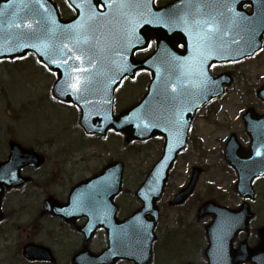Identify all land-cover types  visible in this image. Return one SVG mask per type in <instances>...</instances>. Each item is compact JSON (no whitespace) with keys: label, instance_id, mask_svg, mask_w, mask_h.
Listing matches in <instances>:
<instances>
[{"label":"rangeland","instance_id":"obj_1","mask_svg":"<svg viewBox=\"0 0 264 264\" xmlns=\"http://www.w3.org/2000/svg\"><path fill=\"white\" fill-rule=\"evenodd\" d=\"M54 2L65 11L63 0ZM224 71L233 75L234 82L224 98L216 102L215 119L219 125L229 122L228 128L237 131L240 129L241 110L246 106L257 111L263 110V105L254 95L264 82V51L237 66H219L212 73ZM141 83L142 81L135 85L128 84L124 90L123 87L118 89L115 98L116 112L139 101L144 89ZM51 84V77L31 57L15 65L0 64V161L7 156L8 140L36 150L47 160L39 170L23 172L29 175L31 184L9 192L4 197L2 205L6 218L0 226V264H30L21 256V248L28 242L50 246L54 251H59L58 264H68L71 257L69 252L79 247L77 242L80 237L74 230H59L56 221L42 215L41 206L46 195L62 200L71 185L93 176L106 164L119 161L124 165L123 189L115 203L119 211L122 210L123 217H126L139 208L134 193L161 154V144L156 140L125 146L123 137L116 134H109L105 139L82 134L77 125L78 116L56 104L51 98L48 100ZM224 131L225 129L212 125L203 126L201 120L197 123V130L192 133L196 143H191L179 157L160 201L161 219L156 233L160 241L156 246L158 248L153 250L151 264H184L185 259L191 264H202L200 234L192 235L189 232L192 236L196 235L192 238L177 231V239L165 245L160 243L165 238L161 234L167 233V228L172 227L178 213L179 216L187 214L181 219V225L192 224L190 231L200 230L202 221L196 222L194 217L198 206L205 201V189L209 188H206V183L210 181L218 187H227L229 178L223 176V166H220ZM198 138L202 142L197 141ZM195 144L201 145L204 155ZM192 167H200L204 172L199 177L189 202L179 212H173L166 204L185 186ZM211 189L210 198L216 201L222 191L213 187ZM58 233L62 235H57ZM67 236H71L70 240L65 239ZM54 239L58 240V244H54ZM62 241H70L73 245H66L65 249ZM105 244L104 234L98 232L89 248L98 253ZM189 255L192 258L188 259Z\"/></svg>","mask_w":264,"mask_h":264},{"label":"snow or ice","instance_id":"obj_2","mask_svg":"<svg viewBox=\"0 0 264 264\" xmlns=\"http://www.w3.org/2000/svg\"><path fill=\"white\" fill-rule=\"evenodd\" d=\"M154 2L155 0H79L77 3L76 0H69L70 7H73L79 18L70 24L60 25L56 23L52 11L45 6L44 0H27V2L19 0L18 4L17 0H7L3 9H0V16L11 13L12 16L20 19V23L7 25L8 28L18 31L14 34L8 33V38L14 40L10 46L7 38L4 44L0 45V62L23 60L30 55L28 49L34 50L36 62L57 76L55 91L58 95H54L52 99L57 100L58 96L68 97L71 94L75 97V103L72 100H68V103L79 107L81 104L89 103L84 93L91 91L90 86L96 81L91 75V69L72 66V61L84 63V56L73 55L74 51L86 50L87 63L94 68V61L98 58L109 64L113 63L108 58V54L113 50L112 45H116L119 48L116 54L120 58V63L116 66L114 76H118L122 81L127 79L122 73H127L135 80L138 75V72L133 70L135 64L129 62L126 57L135 56L136 52L153 48L161 39L159 36L153 38L144 26L147 25L153 29L163 27L169 32L179 30L190 38L180 47L187 45L186 50L188 48L191 50L186 57L173 54L168 63L166 75L161 76L158 70L156 79L159 83L153 86L157 96L169 106L174 107L185 97H195L197 91L202 95L203 91L207 90L206 86L209 82L215 83L209 75V69L216 67L215 64L209 63L213 58L236 63L239 61L235 57L246 59L248 50H251L253 54L264 51L256 40L257 34L261 28H264V23L261 22L264 20V0L260 5L262 15L252 20L235 11L233 5L238 0H178V3L158 13L153 12L149 7ZM25 9L28 13L39 16V19L30 22L24 17H19L18 13ZM245 21L247 24L244 23ZM241 33L246 36L243 44L230 35L240 36ZM57 36L72 41L73 47L69 48L63 41L48 42ZM28 40H36L38 43L29 44ZM49 65H55L56 70L54 71ZM154 65L155 62H153ZM60 69L66 71L61 72ZM139 71H146V69ZM65 74L67 78L61 79ZM111 83H116V79H112ZM103 91H108L107 84L104 85ZM105 103L110 105L111 101L108 100ZM171 115L174 125L183 127L187 123L182 119V112L173 111ZM104 118L110 119V116L105 114ZM124 119L126 122L140 121L137 127L141 134L149 128L159 127L153 122L158 117L151 108H146L143 112L133 110V114L125 116ZM172 151V145H168V152ZM256 155L261 156L264 153L257 149ZM24 156L25 154L21 152L17 159ZM168 158L166 155L165 160ZM8 175L12 180L16 179L14 172ZM147 184L151 185L148 191L138 193L145 201L148 200L150 193L157 191L151 181ZM109 188L110 185L106 184L97 189L88 197V202L95 204V197ZM78 203L82 204L83 198ZM135 221L133 230L138 236L135 247L129 248L126 242L128 233L121 230L113 241L112 255H124L134 260L146 258L145 242L151 239L148 226L143 225L138 216ZM227 222L230 225L235 221L234 218L229 217ZM225 235L226 232L222 230L217 238V255L220 261L225 258L223 243ZM36 251L40 250L36 249ZM147 258L150 259V256Z\"/></svg>","mask_w":264,"mask_h":264},{"label":"water","instance_id":"obj_3","mask_svg":"<svg viewBox=\"0 0 264 264\" xmlns=\"http://www.w3.org/2000/svg\"><path fill=\"white\" fill-rule=\"evenodd\" d=\"M69 3V0H67ZM27 2V0H26ZM79 3V0H76ZM262 0H238L237 3L233 5L236 12L241 13L243 16L249 18V20L255 19L261 16L260 12V5ZM7 3V0H0V9H3V6ZM19 0H17V4ZM45 6L52 11V14L56 20L57 24L66 25L74 22L78 19V15L74 19L69 22L61 21L58 11L54 4L50 0H44ZM178 3V1L174 2ZM172 3V4H174ZM170 4V5H172ZM244 4H249L251 7V12L246 13L242 10V6ZM153 12H161L163 10H158L153 7V3L149 5ZM19 17H24L28 21H34L39 19V16L33 15L28 13V10L25 9L24 11H20L18 13ZM264 23V20L261 21ZM12 23H20V19L18 17H14L9 13L7 16H0V45L4 44L5 39H8V45L10 46L14 40L8 38V33H15L18 31L14 28H8V24ZM247 24V21L244 22ZM35 27V24L33 25ZM145 29H147L150 33H154L155 36H159L161 39L157 41L155 52L148 58L135 61L133 56L129 55L126 59L129 62H133L135 64L134 71H138L140 69H146L151 73V83L148 87V91L145 96L142 98L140 103L126 109L125 111L121 112L119 115L114 116L112 113L113 107V91L117 84L120 82V78L118 76H114V72L116 66L120 63V58L116 54L119 51V48L116 45H112V52L108 54L110 60L113 63L109 64L106 61H102L101 69L105 70L103 74L96 75V81L93 85H91V91L84 93L85 99L89 101L87 104H81L79 108L81 109V116H80V126L82 130L86 134H95L99 135L100 137H104L107 130L109 128H113L115 131L127 134L125 138V143H129L133 140L137 141H144L148 140L152 137L160 135L164 138L165 144L163 147V156L160 161L152 168L149 175L147 176L146 181L142 184V186L137 190L136 197L142 202L143 206L137 210L132 216L127 218L124 221H117L115 219V213L117 208L112 203L113 198L119 193L120 185H121V177H122V164L120 163H112L107 165L102 169L99 175L91 177L77 185H75L68 196V202L66 205H60L52 198L47 199L44 202V209L51 213L54 216L62 217L65 221H73L78 217H87V224L82 228V232L85 233L86 242L90 239L94 233V231L98 228H103L107 234V248L103 251L100 255H93L90 254L87 250V246L84 245L83 250L75 256L73 259V263L75 264H114L119 259H126L135 262L136 264H148L150 259L147 257L150 256V248L151 243L154 240L153 236V228L158 220L157 209L155 208V201H157L160 197L162 188L164 183L167 179V173L172 163L175 160V157L178 151L183 147L186 141V132L188 129V125L190 124L191 120L195 115V110L199 108L204 103L210 101L213 98H216L223 94V86H229L231 79L228 74H222L217 78H212V81L215 83L209 82L206 86L207 90L203 91L202 95L199 91H197V95L195 97L188 96L184 98V101L188 103V107L184 111H180L183 113L182 118L184 121H187L185 126L179 127L174 125L172 122V111H176L178 109L177 103L174 107L169 106L166 104L163 99L157 96L156 91L154 90V85L158 84L159 81L156 79L158 70L161 76L166 75L168 63L171 61L173 54L175 56L186 57L189 52L190 48L186 50V47H183V51H177V46L181 44H186V41L190 38L187 37L183 32L179 30H175L169 32L167 29L163 27L158 28H151L150 26L145 25ZM264 34V28H261L260 32L256 36L257 43L260 45L261 37ZM233 38L240 40V43H244V39L246 38L244 33H241L240 36H235ZM63 41V43L68 44L69 48L73 47V42L63 37L57 36L53 40L48 41L49 43H59ZM27 43H38L36 40H28ZM29 53H34V50L28 49ZM86 50H76L74 51L73 55H80L84 56V63L81 64L80 61H73L76 65L81 64L84 68H91L92 65L87 63V56L85 55ZM90 55V54H89ZM251 50H248V57L253 56ZM59 58V57H57ZM235 59L237 61L244 59L239 56H236ZM99 59L94 61L97 62ZM147 61V62H145ZM153 62L155 65L153 66ZM225 60L213 58L209 61L210 64L214 63H225ZM54 67V65H52ZM56 70L55 68H53ZM122 75L126 77L128 76L127 73H122ZM93 76V75H92ZM112 79H116V83H111ZM107 84L108 91L104 92L103 88L104 85ZM187 87V85H185ZM57 85L55 84V88ZM55 95H58L55 91ZM170 90V89H169ZM258 96L264 100V86L258 91ZM59 99L63 101L71 100L70 96L63 97L58 96ZM75 101V98H73ZM111 101V104L108 105L105 101ZM151 108L158 119H155L153 122L158 124L159 127L149 128L146 132L140 133L137 125L140 124V121H133V122H126L124 117L131 116L133 114V110L143 112L144 109ZM105 114L110 116V119H105ZM248 114V113H247ZM86 116V119L84 117ZM249 116H254L252 113ZM248 117V115H247ZM147 122V120L145 121ZM168 145H172L173 151L171 153L168 152ZM10 154L8 159L4 163H0V197L2 195V187L5 186L6 188L10 187H18L23 183V179H18L19 177V170L22 167H31L36 169L40 167L43 162L44 158L38 154H36L32 150L24 149L17 143L11 141L9 143ZM253 150H250L245 155H241L240 152H237L235 157H237L238 165H239V172L243 174V170L245 168L251 167L254 164L250 163V156L252 155L253 158L259 159L262 161L259 171L262 173L264 171V155L257 156L254 155ZM256 151V150H255ZM23 152L25 156L21 159H17L20 153ZM169 158L165 160V156ZM247 162V163H246ZM14 172L16 174V179L12 180L8 173ZM197 177V173L194 174L193 179L189 183V185L181 191L175 198V201L172 204H180L184 202L187 196L192 192L194 181ZM252 177V174L246 176L245 180L247 182ZM241 180H244L241 176ZM151 181L153 185L157 188V191L154 193L149 194V198L147 201L143 198V196L139 195L138 193L141 191L147 192L148 185L147 182ZM110 185L109 190L103 192L100 195L95 197V204H90L88 202V197L96 192L97 189L101 188L105 185ZM249 185V182H248ZM81 198H83V203H78ZM212 203H206L200 210L199 214L208 207L212 206ZM59 209H63L64 211H58ZM72 214V215H67ZM69 216V217H68ZM140 218V222L148 226V233L151 239L145 242V248L147 249L145 252V259L143 260H134L130 257L124 255H112L111 250L113 246V241L119 232L124 231L128 233L127 244L129 248L135 247V244L138 240V236L133 230L135 224V218ZM1 213H0V221H1ZM149 217V218H148ZM36 249L40 251L37 252ZM241 258L233 262V264H242L244 262H249L252 264H264V241L255 249L241 251ZM22 255L28 261H49L52 260L51 254L49 249L42 247L40 245L35 244H27L22 249Z\"/></svg>","mask_w":264,"mask_h":264},{"label":"flooded vegetation","instance_id":"obj_4","mask_svg":"<svg viewBox=\"0 0 264 264\" xmlns=\"http://www.w3.org/2000/svg\"><path fill=\"white\" fill-rule=\"evenodd\" d=\"M176 1V0H155L154 4L156 7L161 8L169 3ZM248 6H245V9L248 10ZM66 11L69 12V10L66 8ZM73 16V13H69L67 16H64V19H69ZM154 38V35L151 34ZM154 51L153 48H149L146 52H140L136 54L137 58H145L149 56ZM48 72V71H47ZM214 72V69H213ZM50 74L49 77L52 79V84L56 80V75H54L52 72H48ZM67 78V77H66ZM65 78V79H66ZM139 81H142L141 85L143 86V95L146 92V89L150 83V73L147 71H140L138 72V75L136 76V79H124L120 82V86L130 84L135 85ZM127 86V85H126ZM257 91V90H256ZM256 91H255V99L263 105L262 111H257L253 107L246 106L244 110L240 111L239 114V122H240V129L235 131L233 129L228 128L230 125L229 122L224 125H219L218 120L215 119V116L217 114V109L215 108V104L218 100L212 101L209 104L205 105L195 116V118L192 120L190 130H189V145L190 147L191 143H196L195 139H193L192 133L197 130V123L200 122V120L203 123V126H214L215 128H223L225 129L224 137L221 138V161L222 163L220 166L222 167V173L224 177L229 178V183L227 187H218L213 182H207L205 189V201L211 200L210 198V189L211 187L215 189H219L222 191L221 196L219 199L214 201L221 209L222 211L219 213L218 218V224L213 226V216L210 214H204L200 218L197 216V209L195 212V221H202V224H200V230H194L190 231V228L192 227V224H182L181 225V219L183 217H186L187 214L180 215L178 213L177 217L175 218V222L172 224L171 228H167V233L161 234L166 239H177V231L184 232L187 235H190L192 238L196 235H201L202 239V264H231V261L234 260V253L241 247H247V248H254L257 246L261 238H264V232H261L260 230L264 229V174L261 176L254 177L251 180L250 186L252 190V196L247 193V190L249 189V186L243 184L237 187V183L239 181V165L237 162V157H235L237 152H240L241 155H245L248 153L249 150H264V102L260 101L256 97ZM51 93V91H50ZM142 95V96H143ZM56 101V100H55ZM57 104L64 106V108L68 109L71 112H74L77 116L79 115L78 108L72 106L71 104H65L61 103L59 101H56ZM253 111L254 116H248V111ZM73 113V114H74ZM158 142L161 144L163 142L162 139H157ZM199 142H202V139L198 138L196 139ZM198 150L202 155H204V150L202 149L200 144H195ZM256 155V153L254 154ZM247 163V162H246ZM250 163L254 164L251 167L245 168L243 170V174H241L242 178L245 180L246 176H249L250 174H253L257 172L258 167L260 168V165L262 163L261 160L253 158L252 155L250 156ZM231 164H234L238 166V169H235L232 167ZM192 169V168H191ZM200 169V176L204 172L203 169ZM28 171H33L26 169ZM25 171V170H24ZM26 177L29 178L27 182L23 184L18 189H12L10 191H6L4 194V197L9 192H14L16 190H19L26 185H29L32 183L31 178L29 175L24 174ZM199 176V177H200ZM259 177V178H258ZM189 179V178H188ZM199 180V178H198ZM198 183V181H197ZM75 185V184H74ZM73 185H71L66 193V196L62 200H57L60 203H65L68 197V194L70 193L71 188ZM212 190V189H211ZM242 194H247L249 196L243 197ZM194 193L191 195V197L181 206L178 207H171L170 202L166 204V207L171 208V211L173 212H179L184 208V206L189 202V200L192 198ZM3 197V202L5 198ZM46 197H52L51 195L47 194ZM203 200V201H204ZM201 205V204H200ZM199 207V206H198ZM3 210V205H2ZM4 213V212H3ZM45 215L47 218H51L52 220L56 221L58 223L57 227L60 229L62 228H68L71 230H74V226H81L83 223H85L86 218L81 217L78 220L65 222L61 217L55 218L46 213L45 211H42V215ZM234 218L233 223L230 225L228 224L227 220L228 218ZM5 214H4V221H5ZM3 221V222H4ZM70 223V224H69ZM180 227V228H179ZM32 229V227H31ZM226 232V235L224 236V260L220 261L218 259L217 255V247H218V236L221 235V231ZM200 231V232H199ZM76 232V231H75ZM189 232L196 234L192 236ZM78 233V232H77ZM57 235H62V233H58ZM80 237V241L78 240L79 247L76 250H71L69 252V255L71 253L75 254L77 251H79L80 247L83 244V236L82 234L78 233ZM71 236L65 237V239L70 240ZM58 241V240H57ZM54 239V244H58ZM70 241H62V245L65 246L68 245L69 247L73 244L69 243ZM29 243V242H28ZM27 244V243H26ZM186 245V244H185ZM46 247L49 248L51 251L53 260L52 261H45V262H29L30 264H58V255L59 251H54L50 246L46 245ZM66 249V248H65ZM72 254V256H73ZM192 258V255L188 256V259ZM185 259L184 264H191L189 261ZM186 261V263H185ZM70 264V261L69 263Z\"/></svg>","mask_w":264,"mask_h":264}]
</instances>
